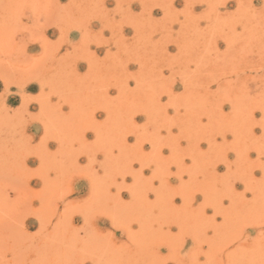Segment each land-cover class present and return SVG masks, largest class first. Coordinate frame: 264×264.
<instances>
[{"label": "rangeland", "instance_id": "obj_1", "mask_svg": "<svg viewBox=\"0 0 264 264\" xmlns=\"http://www.w3.org/2000/svg\"><path fill=\"white\" fill-rule=\"evenodd\" d=\"M0 264H264V0H0Z\"/></svg>", "mask_w": 264, "mask_h": 264}, {"label": "bare ground", "instance_id": "obj_2", "mask_svg": "<svg viewBox=\"0 0 264 264\" xmlns=\"http://www.w3.org/2000/svg\"><path fill=\"white\" fill-rule=\"evenodd\" d=\"M183 183V182H182ZM87 220V219H86Z\"/></svg>", "mask_w": 264, "mask_h": 264}]
</instances>
